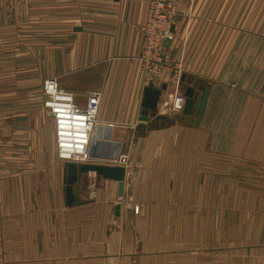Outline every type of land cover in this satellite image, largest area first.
Masks as SVG:
<instances>
[{
  "label": "crops",
  "instance_id": "0c3cea01",
  "mask_svg": "<svg viewBox=\"0 0 264 264\" xmlns=\"http://www.w3.org/2000/svg\"><path fill=\"white\" fill-rule=\"evenodd\" d=\"M175 1L166 52L172 69L183 70L180 87L210 85L205 113L211 74L230 48L251 39L258 68L264 64V0ZM149 2L0 0V264H264L260 155L215 152L195 114L159 107L157 119H141ZM50 76L81 106L93 90L103 92V155L91 162L129 155L123 202L118 181L90 171L78 184L81 203L65 204L66 160L37 95ZM166 81L162 99L176 88ZM246 197L256 201L247 207L257 215L252 236Z\"/></svg>",
  "mask_w": 264,
  "mask_h": 264
},
{
  "label": "built area",
  "instance_id": "2783aa9c",
  "mask_svg": "<svg viewBox=\"0 0 264 264\" xmlns=\"http://www.w3.org/2000/svg\"><path fill=\"white\" fill-rule=\"evenodd\" d=\"M179 12V3L175 0H150L147 16L141 27L143 49L141 53L142 68L148 84L162 82L164 72L173 70L171 57L166 52V44L173 40L172 24ZM169 40V41H168ZM178 77L171 80L176 83L174 91L160 99L159 107L178 113L184 108L186 96L179 90ZM169 80V81H171ZM44 105L52 114L55 125V143L58 158L76 162H91V143L97 138L100 126L98 111L103 92L93 90L87 97L86 105L81 106L73 94L59 88L56 78H47L44 82ZM159 109V108H158ZM113 126V123H109ZM109 164H129L128 154H118L115 158H104ZM118 195L117 201L122 202ZM137 210V206L135 207ZM139 209V207H138Z\"/></svg>",
  "mask_w": 264,
  "mask_h": 264
},
{
  "label": "rangeland",
  "instance_id": "374dc122",
  "mask_svg": "<svg viewBox=\"0 0 264 264\" xmlns=\"http://www.w3.org/2000/svg\"><path fill=\"white\" fill-rule=\"evenodd\" d=\"M241 45V48L235 45L229 49L227 54L220 55L224 61H222L221 68L211 74L214 89L200 122L202 129L208 133V141L212 142L214 148L218 150L215 152L221 154L222 148L227 146L230 153H241L244 158L260 155L264 161V119L258 118L259 112L262 114L264 110L262 100L259 103V100L264 98V64L262 63L258 68L257 56L254 52L252 53L251 49V39L245 40V45L243 42ZM40 58L41 56H37L38 62ZM180 70L175 67L174 70L165 71L163 81L170 80L171 77L176 80ZM182 72L183 70H181L179 84L182 80ZM38 74L40 75L41 72ZM45 80L42 87L37 88L38 97L43 96L44 107ZM178 88L183 91V85L181 87L179 85ZM165 111L168 114H174L166 108ZM260 170L263 174L264 167L262 166ZM245 186L247 188L250 184L246 183ZM255 202L251 198H245V222L246 225L250 224L248 226L250 227L249 236H252L251 230L253 224L256 223L257 215L252 214V210L247 212V207H253ZM229 203L230 206H234L236 200H229ZM229 218L231 219V216ZM213 219L214 223L220 224V216L214 215Z\"/></svg>",
  "mask_w": 264,
  "mask_h": 264
},
{
  "label": "water",
  "instance_id": "95a60500",
  "mask_svg": "<svg viewBox=\"0 0 264 264\" xmlns=\"http://www.w3.org/2000/svg\"><path fill=\"white\" fill-rule=\"evenodd\" d=\"M172 31L173 26H172ZM169 41V40H168ZM184 80V79H182ZM168 88V83L163 82L160 85H155L153 82L147 84L143 89V98L141 101V119L150 121L159 117L158 108L159 102L164 90ZM183 92L186 96V101L182 113L185 115L195 114L197 116V123L199 124L203 116L205 106L210 93V85L203 80H193L190 84L183 86ZM102 142L98 138L91 143V156L102 157L100 148ZM106 155V154H105ZM118 153L104 156L106 158H115ZM90 171L102 175L104 178L116 180L119 182V194H123V187L126 177L127 168L125 165L108 164V163H94V162H76L66 160L64 163V193L65 204L72 206L81 203L78 197V184L82 174ZM119 207H117L118 209Z\"/></svg>",
  "mask_w": 264,
  "mask_h": 264
},
{
  "label": "bare ground",
  "instance_id": "6f19581e",
  "mask_svg": "<svg viewBox=\"0 0 264 264\" xmlns=\"http://www.w3.org/2000/svg\"><path fill=\"white\" fill-rule=\"evenodd\" d=\"M164 109V108H163Z\"/></svg>",
  "mask_w": 264,
  "mask_h": 264
}]
</instances>
